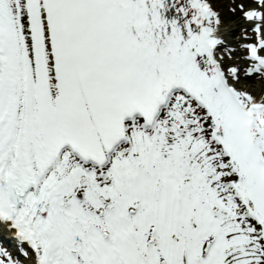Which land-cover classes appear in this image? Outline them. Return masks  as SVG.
I'll use <instances>...</instances> for the list:
<instances>
[{
    "label": "snow or ice",
    "instance_id": "1",
    "mask_svg": "<svg viewBox=\"0 0 264 264\" xmlns=\"http://www.w3.org/2000/svg\"><path fill=\"white\" fill-rule=\"evenodd\" d=\"M237 9L0 0V264H264V0Z\"/></svg>",
    "mask_w": 264,
    "mask_h": 264
},
{
    "label": "rangeland",
    "instance_id": "2",
    "mask_svg": "<svg viewBox=\"0 0 264 264\" xmlns=\"http://www.w3.org/2000/svg\"><path fill=\"white\" fill-rule=\"evenodd\" d=\"M235 2L238 3L239 1L235 0ZM233 3L234 0H216V6L220 9L223 19L227 18L226 24L239 22L240 17L238 16L240 15V12L238 11V9L236 10V12H232L229 10L230 6L233 5Z\"/></svg>",
    "mask_w": 264,
    "mask_h": 264
},
{
    "label": "bare ground",
    "instance_id": "3",
    "mask_svg": "<svg viewBox=\"0 0 264 264\" xmlns=\"http://www.w3.org/2000/svg\"><path fill=\"white\" fill-rule=\"evenodd\" d=\"M245 2H250V0H245ZM226 21H227V18H224V22L226 23ZM241 21H242V18H241ZM230 24H236V25H238V22H232V23H230Z\"/></svg>",
    "mask_w": 264,
    "mask_h": 264
}]
</instances>
